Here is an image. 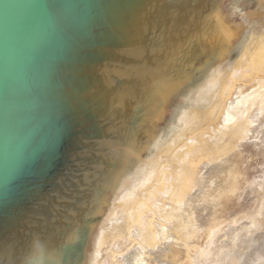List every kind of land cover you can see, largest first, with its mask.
I'll return each mask as SVG.
<instances>
[{
	"label": "water",
	"instance_id": "obj_1",
	"mask_svg": "<svg viewBox=\"0 0 264 264\" xmlns=\"http://www.w3.org/2000/svg\"><path fill=\"white\" fill-rule=\"evenodd\" d=\"M264 207V0H0V264H216Z\"/></svg>",
	"mask_w": 264,
	"mask_h": 264
},
{
	"label": "rangeland",
	"instance_id": "obj_2",
	"mask_svg": "<svg viewBox=\"0 0 264 264\" xmlns=\"http://www.w3.org/2000/svg\"><path fill=\"white\" fill-rule=\"evenodd\" d=\"M256 263L264 264V207L234 246L216 264Z\"/></svg>",
	"mask_w": 264,
	"mask_h": 264
},
{
	"label": "bare ground",
	"instance_id": "obj_3",
	"mask_svg": "<svg viewBox=\"0 0 264 264\" xmlns=\"http://www.w3.org/2000/svg\"><path fill=\"white\" fill-rule=\"evenodd\" d=\"M260 262V261H259ZM256 264H261V263H256Z\"/></svg>",
	"mask_w": 264,
	"mask_h": 264
}]
</instances>
